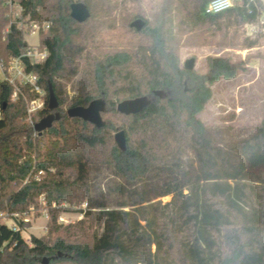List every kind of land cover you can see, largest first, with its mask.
I'll use <instances>...</instances> for the list:
<instances>
[{"label": "trees", "instance_id": "1", "mask_svg": "<svg viewBox=\"0 0 264 264\" xmlns=\"http://www.w3.org/2000/svg\"><path fill=\"white\" fill-rule=\"evenodd\" d=\"M75 1L97 16V0H20L24 14L52 21L41 35L50 55L34 66L46 91L35 124L58 109L60 118L37 132L24 99L13 100L12 87L0 80V211L26 212L42 195L51 208L48 231L30 242L22 235L28 223L16 229L0 223V264H264V119L253 134L226 138L198 116L212 97L210 84L236 77L246 62L209 56V70L200 74L182 67L179 54L182 25L221 31L258 23L263 5L242 0L207 14L210 0H191L187 10L164 0L155 19L137 30L145 42L135 50L98 45L94 53L79 43L85 22L70 15ZM176 12L183 15L178 22ZM6 22L0 11V56L27 45L18 29L3 38ZM80 71L69 98L62 79ZM50 85L59 102L54 110ZM142 96L150 102L140 112L117 110L120 101ZM97 98L106 100L102 116L119 114L122 125L103 118L99 128L60 107ZM121 129L125 150L113 134ZM93 166L111 173L106 190L92 183ZM64 203H86L83 217L60 223Z\"/></svg>", "mask_w": 264, "mask_h": 264}, {"label": "rangeland", "instance_id": "2", "mask_svg": "<svg viewBox=\"0 0 264 264\" xmlns=\"http://www.w3.org/2000/svg\"><path fill=\"white\" fill-rule=\"evenodd\" d=\"M190 1L183 0V5L180 0L175 2L179 10H187ZM163 4L164 0H97L92 10L97 16H91L85 22L83 33L78 39L79 43L84 46L85 52L95 53L98 45L104 51L110 49L135 50L145 42V38L142 34H138L136 28L131 27V23L137 18L148 22L153 21ZM137 13L140 16L132 19L133 14ZM174 15L177 22L183 16L177 12ZM4 18L8 22L5 16ZM187 26L188 24L182 25L183 34L180 35L179 54L182 67H184L185 60L192 57L196 59L195 70L200 74L208 72L207 57L209 56H222L232 61L246 62L245 69L236 77L221 78L210 84L212 97L204 110L198 114L199 118L214 127L219 136L241 138L253 134L264 119V34L261 31L262 28L257 26L258 31L255 33L247 24L232 26L221 31L215 30L214 27H196L187 30ZM39 39L37 34H30L26 40L30 44H36ZM251 39L257 40L258 43L253 47H248L247 41ZM78 61L82 71L85 60L81 58ZM81 71L70 80L62 79L69 98L76 95V85L82 77ZM60 107L66 112L69 109L65 104L63 106L61 104ZM56 112L60 113L59 109L50 113ZM103 118L112 120L117 126L124 122L119 114L111 113ZM115 133L116 131H113V134ZM192 157L193 155L186 148L185 158L192 160ZM262 174L264 177V169ZM90 178L96 187L103 190L107 189L108 182L112 180L109 170L98 166L92 167ZM99 193L100 189L97 194ZM42 197L43 195L26 212L0 211V223H5L15 229L21 227L22 223L26 225L28 223L29 225L22 231L23 237L28 242L32 235H44L48 231V223L51 220V208L43 202ZM169 199L170 196L163 198L165 201ZM62 206L63 209L59 212V222L71 224L83 217L79 208H85L86 203L79 206L64 203Z\"/></svg>", "mask_w": 264, "mask_h": 264}, {"label": "built area", "instance_id": "3", "mask_svg": "<svg viewBox=\"0 0 264 264\" xmlns=\"http://www.w3.org/2000/svg\"><path fill=\"white\" fill-rule=\"evenodd\" d=\"M263 5V13L258 23H247L256 33V27H260L264 34V0H258ZM242 0H210L205 13L214 14L233 7ZM20 0H0V11L7 18L8 22L3 28V38H6L14 29L21 30L25 39L30 34H37L39 41L23 47L19 53L8 56H0L1 80L12 87L11 98L18 100L23 98L27 105V122L35 124L34 115L46 106V91L41 82L40 74L34 69L37 64L44 63L50 55L47 46L42 45L41 35L47 32L51 26L50 19L32 17L30 13L24 14ZM28 92L31 96L28 95ZM1 115V109H0ZM46 203L45 197H42ZM55 205V204H54Z\"/></svg>", "mask_w": 264, "mask_h": 264}, {"label": "water", "instance_id": "4", "mask_svg": "<svg viewBox=\"0 0 264 264\" xmlns=\"http://www.w3.org/2000/svg\"><path fill=\"white\" fill-rule=\"evenodd\" d=\"M71 17L79 22H86L91 17V10L88 5L82 1H75L71 4ZM147 21L142 18H137L131 23V27L136 28L140 31L144 28ZM196 59L194 57L185 60L184 67L190 70L195 69ZM160 93V92H157ZM150 102V99L146 96L129 98L120 101L117 104V110L124 114H133L140 112ZM59 102L56 98L54 90L50 85L49 91V108L54 110L58 108ZM106 108V100L104 98H97L92 100L87 106H74L67 110V114L70 117H80L85 121L91 122L97 127H103L105 120L103 119L102 113ZM60 118V113H50L35 124L37 132H43L50 128L54 121ZM115 142L118 147L122 150L126 149L127 141L125 130H118L115 135Z\"/></svg>", "mask_w": 264, "mask_h": 264}]
</instances>
